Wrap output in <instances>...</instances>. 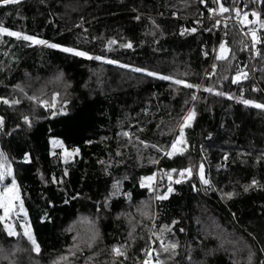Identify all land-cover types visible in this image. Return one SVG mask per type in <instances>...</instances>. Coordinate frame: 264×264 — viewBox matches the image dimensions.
Returning <instances> with one entry per match:
<instances>
[{
  "label": "trees",
  "instance_id": "trees-1",
  "mask_svg": "<svg viewBox=\"0 0 264 264\" xmlns=\"http://www.w3.org/2000/svg\"><path fill=\"white\" fill-rule=\"evenodd\" d=\"M222 2L242 11L254 8L264 18L260 3ZM214 6L212 0L205 4L199 0H20L19 4H0L4 26L106 57H76L45 45L0 37V62L6 66L0 71V96L15 97L19 90L13 89L15 84L34 87L45 80L49 82L46 85L54 84L48 79L55 76L64 82L57 84L61 99L68 98L66 111L55 116L51 109L35 106L30 99L12 106L0 103V116L4 117L0 148L13 164L40 244L36 264H121V260L137 264L145 255L142 248L159 251L161 243L170 240L178 242V255L168 259L160 249L163 264H264V187L243 191L252 179L264 185V109L134 71L148 68L190 83L211 85L233 96L241 95L243 89V98L264 103V55L244 48L250 37L234 13L223 14L231 20L226 26L222 22L215 27L207 12ZM182 27L197 31L181 35ZM258 33L262 42L257 49L264 53V29ZM221 39L235 53L234 59L228 58L233 66L228 71L226 61L215 59ZM110 40L116 43L109 44ZM128 41L131 48L121 46ZM111 59L120 63H108ZM214 62L216 73L206 76ZM236 68L247 71L248 78L232 84ZM192 92H196V100L191 99ZM193 107L196 116L191 126L185 127L188 147L183 154L169 158L151 148V144L169 148L178 134L177 124ZM25 113L28 122L22 119ZM230 114L240 117L232 121ZM123 131L131 134V143L118 135ZM56 137L67 148H78L79 153L65 162L62 151L52 145ZM136 137L148 141L149 147L139 144ZM150 159L156 163H149ZM200 163L212 182L211 189L200 182ZM190 165L193 176L176 184L179 173H173L175 191L167 199L157 200L156 195L166 191L169 183L167 170ZM153 172L155 192L139 183L142 176ZM53 177L61 182H53ZM115 181H119L118 188ZM229 191L236 195H222ZM147 200L150 204L143 212L150 219H141L137 226L128 212L134 217ZM160 225H168L170 230L153 236V231L160 232ZM91 226L97 239L89 234ZM226 233L234 239H228ZM237 238L251 249L250 261L241 260ZM126 240L133 245L127 258H113L111 247ZM13 241L0 225L1 245L9 248ZM75 250L82 258H73ZM31 258V252L23 253L11 264H35Z\"/></svg>",
  "mask_w": 264,
  "mask_h": 264
},
{
  "label": "snow or ice",
  "instance_id": "snow-or-ice-1",
  "mask_svg": "<svg viewBox=\"0 0 264 264\" xmlns=\"http://www.w3.org/2000/svg\"><path fill=\"white\" fill-rule=\"evenodd\" d=\"M10 3L19 4L20 0H0V4L2 5H8ZM199 3L205 4L206 0H199ZM212 3L215 6L208 7L207 12L209 13V16L215 20V25H220L222 23V20L220 18L222 16L223 21L225 22V26H226V21L229 19V16H224L223 14L234 13L235 14L234 19L242 26V30L244 29V26H248L246 29V35L250 37V42L244 43L243 45L244 48L249 49V51L254 54L264 55V53H262L259 49H257V44L262 42V38H261V35L258 33V29H264V18H262L261 12L257 11L254 8L251 9L250 11L248 10L242 11L239 7H235V6L226 7L225 4L222 2V0H212ZM252 3H260L264 5V0H252ZM172 15L176 16L177 13L173 12ZM249 17H251V19H249ZM134 18L139 20L140 16H136ZM149 19H151V17H149ZM152 23L157 28L160 27L158 24H156L155 20H152ZM195 23H202V21H196ZM196 31L197 29L195 27L187 28V29H184L182 27L180 34L184 35L186 33L196 32ZM226 34L227 33H225V35ZM5 35L8 37H14L18 40L22 39L25 42H30L31 45H45L52 49H59L63 51L64 53H70L76 57H84L87 59H95V60H105L106 59V57L102 55H93L89 53L88 51L79 50L75 47L64 46L60 43H53L47 39L41 38L34 34H27L26 32H23V31L13 30L7 26H4L3 23H0V37H3ZM93 39H95V37H93ZM114 43H116L115 40L109 41V44H114ZM249 44H250V47H249ZM121 46L124 48H131L133 45L131 41H128L127 43H124ZM4 55L7 56L9 54L5 52ZM204 55L207 56L208 53L205 52ZM230 55L232 56L233 59L235 58V53H233L231 49L228 47L226 40L221 39L219 43V49L218 51H216L215 59L217 61L227 62L225 71H228L232 69L233 67L231 60L228 59ZM108 63L119 64L120 62L118 60L111 59V60H108ZM122 66L125 68L132 67L131 65H128V64H124ZM5 67L6 66L3 64V62H0V71H3ZM216 69H217V64L214 62L210 66V70L205 71V75L206 76L214 75L216 73ZM134 71L145 73L147 76H150V77H159L160 79L165 80V81H172L173 84L183 85L186 88L196 89V90L202 89L205 92L214 93L217 96H227L229 99H236L240 101V103H242L245 106H253L257 109H264V103L258 102L257 100H254V99L243 98V89H240L241 95L233 96L230 92L220 91L211 85L205 86L200 83H190L182 78H177L176 76H173V75H164L161 72L153 71L148 68L137 67L134 69ZM185 75L187 74L185 73ZM247 78H248L247 71H245L243 68H236L235 74L231 76V83L238 84L240 81L246 80ZM221 79H228V77L222 76ZM0 83H3V81H0ZM12 87L14 90L19 89L20 92H24V89L20 84L12 85ZM252 90L253 91L257 90L255 85L252 86ZM24 94L27 95V93H24ZM57 95H58L57 93H53L50 101L43 99L41 97H38L35 94H33L32 96H29L28 99H30L31 101H34L36 104L40 106L52 109L51 115L55 116L57 115V112L55 111ZM191 99L192 100L197 99L196 92H192ZM0 102H2L5 105L12 106V105L19 104L20 100L16 98H9L7 96H0ZM64 103H67V101L65 100ZM195 116H196V111L193 107L192 109H189L187 114L181 118V122L177 124L178 134L175 135V138L172 140L169 148L166 149L157 144H151V148L157 149L163 155L169 158L176 154H183L185 149L188 147L187 140L185 138V127L191 126V122L194 120ZM22 119L25 122H28L29 116H23ZM3 123H4V117L0 116V125H3ZM118 135H123L124 137L128 138L129 143H131L132 136L128 131H123L122 133ZM135 139L139 141V144L143 145L145 148L149 147L148 141L141 140L139 137H136ZM90 142L91 141H89V143ZM52 145L53 147L64 148L63 143L56 139L52 140ZM78 153H79L78 148L72 149V150H68L67 148H64L62 156L64 158V161L67 162L70 157L77 155ZM261 156H264V153H262ZM25 158L26 159L28 158L27 153H25ZM224 158L225 159L227 158V153H225ZM257 159L259 160L260 157H257ZM149 163H156V161L150 159ZM218 167H221V165H218ZM198 168H199L198 175H199L201 184L211 189L213 185H212L211 180L207 178L205 175L204 164L200 163L198 165ZM105 171H107V169H105ZM175 172L179 173V176L175 179L176 184H180L183 180H186L189 177L193 176V168L191 165L185 168H180V169L173 168V169L167 170L166 174H167V179L169 183L166 187V191H164L161 194L156 195L157 200H165L168 198L169 194L175 191L171 183L173 181L172 174ZM67 174H68L67 169H65L64 175H67ZM6 177H12V179L10 183L4 184L2 191H0V210H2L0 211V225L3 226L4 232L6 233L8 237L14 238V237L22 235L30 243V246H31L30 250L32 252L39 253L41 250L40 244L37 242V239L35 238V236L33 235L31 231V226L27 222V212L24 208V203L20 196V188L13 175L11 164L8 163L7 156L5 155V153L0 151V181H4ZM155 177H156L155 172H153L151 175H148V176H142L139 181L140 186L141 187L147 186L149 191L155 192L156 189L153 184ZM53 182L59 183L61 181H57L56 178L53 177ZM114 187H117V188L119 187V181L114 182ZM252 187H264V185H260L256 179H252L249 184H246L243 186V191L248 192L249 189ZM193 190H196L195 185H193ZM127 195H130V194H127ZM222 195L231 198L234 195H236V193L233 191H229V192L222 193ZM105 206H107V201H105ZM21 214L23 215L21 216ZM14 218L19 220V228L22 230V232L18 231L17 225L12 222ZM172 223H176V221H173ZM153 227H155V225ZM166 230H170L168 225H160V232L158 233V232L153 231L152 235L162 236L163 232ZM181 231H183V229H181ZM129 236H132L131 232H129ZM88 246L91 247L90 242ZM129 246L130 245L128 244L127 240L125 241L124 244L113 245L111 247V253L113 255V258H117V257L127 258V248ZM178 247H179L178 242H176L175 240H170L168 243L166 244L161 243L160 245V249L162 250L163 253L167 254L168 259H173L175 256L178 255L177 253ZM141 251L145 253L144 259L142 262L138 260L137 264H163L160 251H158L157 249H154L148 246L146 248H142ZM262 251H264V249H262ZM154 253H155V258H153ZM61 259H63V257H61ZM53 264H56V262L54 261ZM121 264H123V260H121Z\"/></svg>",
  "mask_w": 264,
  "mask_h": 264
},
{
  "label": "rangeland",
  "instance_id": "rangeland-1",
  "mask_svg": "<svg viewBox=\"0 0 264 264\" xmlns=\"http://www.w3.org/2000/svg\"><path fill=\"white\" fill-rule=\"evenodd\" d=\"M0 21H3V20L0 19ZM52 78L53 79H50L49 78L48 80L49 81L50 80L54 81V84L46 85L48 81L45 80L43 82H39V83L35 84L34 87H30L29 85H25L26 87L23 86L24 92H20L18 90L17 93L14 95L15 97H13V98H16V99H19V100H24V99H28L29 96H32L33 94H35L38 97H41L43 99H46V100H49L50 101L51 98H52L53 93H57L58 95H57V98H56V108H55V111L56 112H58V111L65 112L66 111V108L64 106L67 103H64V101L65 100L68 101L67 100L68 98L61 99L62 98V93H61V90L57 86V84H59V83H63V85H64V82L61 81V79H62L61 77H55L54 76ZM48 87H51L52 88V91L49 92ZM24 93H27V95H25ZM32 102L34 103L35 106H40V105L36 104L34 101H32ZM16 105H18V104H16ZM41 107H43V106H41ZM43 108H45V107H43ZM45 109L49 110L50 108H45ZM61 109H63V110H61ZM25 114L26 115H24V116H29V115H27V113H25ZM237 117H240V115L233 116L232 114H230L229 119L232 120V121H234V120H237ZM1 126L2 125H0V127ZM53 139L59 140V141H61L63 143V141L60 138H57L56 137V138H53ZM63 145H64V148H67L64 143H63ZM54 148H59L62 151V153L64 151V148H60V147H54ZM67 149L68 150H72V149H69V148H67ZM0 151H2L3 153H5V155L7 156L6 152L2 148H0ZM7 160H8V163L11 164V167H12V170H13V175L15 177L13 164H12L11 160L8 158V156H7ZM11 179H12V177H6L4 181H0V191H2L4 184L11 182ZM15 179H16V177H15ZM156 181H157V178L155 177L153 183H156ZM20 196H21V192H20ZM21 199H22V197H21ZM153 202H154V199L151 198L150 199V203L153 204ZM150 203H149V200H147L144 203V206L142 207V209H136L135 210V216L134 217L132 216V214L130 212H128V214H130V216L132 217L133 223L136 224L137 226L141 223V221H142L141 219H143V220L150 219V218H147L146 213L143 212V208H146L147 205L150 204ZM24 208H25V206H24ZM25 210H26V208H25ZM0 211H2V210H0ZM26 212H27V210H26ZM22 215L23 214H21V216ZM12 222L17 225V230L22 232V230L19 228V220L14 218V220ZM27 222L30 224L29 218H28V214H27ZM30 226H31V224H30ZM2 228H3V226H2ZM90 229H91V231L89 232V234L90 235L92 234L93 237L95 239H97L98 238L97 237V234L98 233L95 230V228L93 226H91ZM31 231L33 233L32 226H31ZM86 231H87V229H86ZM33 235H34V233H33ZM226 237L227 238L229 237V236H227V233H226ZM228 239H232L233 240L234 238L231 237V238H228ZM235 241L237 242V244L238 243L240 244V250L239 251H241V257L243 258V259L241 258V260H245L247 262L250 261V259H251L250 254L252 255V253H251V249H249V246H246V243L243 241V239L237 238V240H235ZM129 245L130 246L127 248V253H128V251L131 250V247H133L132 243H130ZM30 247H31L30 246V243L22 235L17 236V237H14V241L9 246V248H4L3 245H1V243H0V263L2 261H4V262H12L15 257H17V256H19V255H21L23 253L31 252V256L33 258H31L30 260H32L31 262H35V264H36V257H37V254L38 253L32 252L30 250ZM92 251L93 250H89V252H92ZM159 251H160V249H159ZM74 252L75 253H73V258H79V257L82 258V256H80V255L83 252V249L81 250V253L79 251H77V250H75ZM67 259H70V257L69 256L66 257V260ZM143 259H144V257L142 258L141 262L143 261Z\"/></svg>",
  "mask_w": 264,
  "mask_h": 264
},
{
  "label": "built area",
  "instance_id": "built-area-1",
  "mask_svg": "<svg viewBox=\"0 0 264 264\" xmlns=\"http://www.w3.org/2000/svg\"><path fill=\"white\" fill-rule=\"evenodd\" d=\"M220 18H221L222 22H224V21H223V17H220ZM229 20H231V18H229L227 21H229ZM213 21H214V26H215V27H218L219 25H215V20H214V19H213ZM236 22H237V21H236ZM243 31L246 32V29L244 28ZM207 70H210V66L208 67Z\"/></svg>",
  "mask_w": 264,
  "mask_h": 264
}]
</instances>
